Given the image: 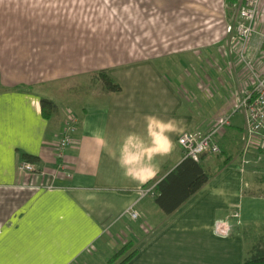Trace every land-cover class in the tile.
<instances>
[{
  "label": "crops",
  "instance_id": "0c3cea01",
  "mask_svg": "<svg viewBox=\"0 0 264 264\" xmlns=\"http://www.w3.org/2000/svg\"><path fill=\"white\" fill-rule=\"evenodd\" d=\"M208 4L217 7L207 0H0V258L14 264H242L246 248L264 239V197L254 195L243 215L241 151L254 147L240 113L217 136L223 153L202 160L208 181L177 210L164 213L154 197L137 200L139 187L155 185L184 158L177 143L183 131L202 132L240 101L230 102L220 82L206 83L203 59L189 65L191 37L199 47ZM218 5L222 10L223 1ZM101 70L120 90H105ZM42 98L56 104L50 118ZM69 114L78 125L60 160L55 143ZM146 114L173 120L177 131L174 151L158 158L156 175L139 183L98 151L92 134L102 129L117 148L127 132L145 133ZM233 146L234 160L226 157ZM24 155L35 156L34 172L19 169ZM132 204L147 229L129 217ZM92 245L97 251L89 255Z\"/></svg>",
  "mask_w": 264,
  "mask_h": 264
},
{
  "label": "rangeland",
  "instance_id": "374dc122",
  "mask_svg": "<svg viewBox=\"0 0 264 264\" xmlns=\"http://www.w3.org/2000/svg\"><path fill=\"white\" fill-rule=\"evenodd\" d=\"M209 1L215 2V5H217V7L212 8L208 4L209 7L206 6L205 8L206 22L204 25H200L201 27L199 31L201 36L199 37L198 42L199 47L197 45V40H194L193 35L191 37V54L188 57L189 65L192 66L198 61L201 63V59H203V62L206 65V71L204 73V79L206 80V83L211 84L213 82L217 84L220 82L221 87L226 90V94L228 93L230 102L235 100L236 97H239L241 100L246 90H248L252 86V80L254 79L255 74H260V72L264 68V48L260 45V34L264 33V0H262L260 4V9L255 24V33L248 39V41H246L245 45L242 44L236 33H228L226 30L229 25L232 24L231 14L238 4L239 0H207V2ZM222 1L223 6L221 10L218 4H221ZM113 6L114 5L110 4V7ZM52 8L55 9V6H52ZM56 8H59V6H56ZM64 9L65 8H63L62 10ZM221 11L226 15V21H228L227 24H224V19L222 18L223 14L221 13ZM197 49H202L203 53L200 55L193 54L194 52L196 53ZM163 59L167 60V58ZM249 60L251 61V63H247L249 62ZM210 65L216 67L217 71H208L207 69L210 68ZM191 74H193V72ZM215 74L216 76L213 78ZM89 78L90 76L87 79ZM205 86L207 87L208 85L205 84ZM84 90L86 91L87 88L83 89V91ZM206 90L208 93V88H206ZM239 98H237V100H239ZM234 106L236 107V105ZM213 122L214 120L210 121L207 128L202 130V132L208 131L211 128ZM223 131H221L220 134ZM220 134L219 136H221ZM233 148L234 149L232 151L230 150L226 153V157H228V159L234 160L236 159V157H238L235 146H233ZM222 153L223 150L221 148L220 153L206 154V156L217 157ZM241 154V157L244 158L247 181L244 190V197L247 202H244L243 206V215L244 217H246L252 209L251 199L253 198V196L256 195L261 198L264 197V152H259L258 149L255 148H242ZM129 217L131 218L130 215ZM233 219L235 222H237V224L242 226L245 225V222H243L241 216L234 217ZM132 221L134 225H138L141 223V227L143 226L146 229L148 228L147 225L142 224V219L140 217L138 219L132 218ZM253 226L254 225H251V227ZM104 239H106V237H104ZM87 251L88 253L91 251L89 255H94V253L97 251L96 245H92V247ZM99 252H102L100 248ZM109 262L110 261H108L107 263ZM0 264L14 263L10 261L7 262V259L5 258H0Z\"/></svg>",
  "mask_w": 264,
  "mask_h": 264
},
{
  "label": "built area",
  "instance_id": "2783aa9c",
  "mask_svg": "<svg viewBox=\"0 0 264 264\" xmlns=\"http://www.w3.org/2000/svg\"><path fill=\"white\" fill-rule=\"evenodd\" d=\"M261 1L239 0L231 14L232 24L229 25L227 31L236 33L243 45L255 33V24ZM260 45L264 48V33L260 34ZM247 63H251V61L249 60ZM252 82V86L246 90L236 107L217 117L208 131H183L178 136L177 143L181 146L184 157L199 160L203 154L220 153L221 147L217 141V136L231 125L233 117L238 113L242 114L244 118L246 142L248 145L253 146L255 149L264 150V68L260 74H255ZM77 125L78 118L74 114H69L62 134L55 143V153L58 159H63L66 150L71 146ZM19 169L25 173L34 172L36 169L35 163L22 159L19 162ZM138 194L137 200L149 196L155 197V185L139 187ZM126 212L131 217L135 218L137 216L134 204Z\"/></svg>",
  "mask_w": 264,
  "mask_h": 264
},
{
  "label": "clouds",
  "instance_id": "9594fccd",
  "mask_svg": "<svg viewBox=\"0 0 264 264\" xmlns=\"http://www.w3.org/2000/svg\"><path fill=\"white\" fill-rule=\"evenodd\" d=\"M145 133L127 132L117 148L109 145L102 129H96L92 139L98 151H106L121 169L123 176L143 183L159 170L157 159H163L174 151L171 135L177 131L173 120H164L156 115L144 116ZM135 124V121L130 122Z\"/></svg>",
  "mask_w": 264,
  "mask_h": 264
},
{
  "label": "trees",
  "instance_id": "16d2710c",
  "mask_svg": "<svg viewBox=\"0 0 264 264\" xmlns=\"http://www.w3.org/2000/svg\"><path fill=\"white\" fill-rule=\"evenodd\" d=\"M106 91H118L120 86L105 70L98 72ZM43 115L50 118L56 110V104L49 98L41 99ZM261 152V149H258ZM199 160L184 157L167 175L155 184L154 200L166 214L177 210L187 199L195 194L209 179L210 173ZM23 159L35 161V156L24 155ZM242 264H264V239H258L246 248Z\"/></svg>",
  "mask_w": 264,
  "mask_h": 264
}]
</instances>
